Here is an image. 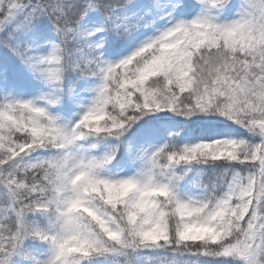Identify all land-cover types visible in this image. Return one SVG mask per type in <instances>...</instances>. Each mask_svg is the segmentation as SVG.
<instances>
[{
	"label": "snow or ice",
	"instance_id": "obj_1",
	"mask_svg": "<svg viewBox=\"0 0 264 264\" xmlns=\"http://www.w3.org/2000/svg\"><path fill=\"white\" fill-rule=\"evenodd\" d=\"M0 264H264V0H0Z\"/></svg>",
	"mask_w": 264,
	"mask_h": 264
}]
</instances>
